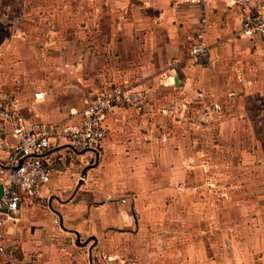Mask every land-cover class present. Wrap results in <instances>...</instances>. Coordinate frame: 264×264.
<instances>
[{
  "label": "crops",
  "instance_id": "obj_1",
  "mask_svg": "<svg viewBox=\"0 0 264 264\" xmlns=\"http://www.w3.org/2000/svg\"><path fill=\"white\" fill-rule=\"evenodd\" d=\"M3 1L0 0V6ZM13 3L14 0H11L10 5L13 6L3 9L14 10ZM22 3L24 1L19 0V4ZM105 4H109L113 10L117 5L123 6L124 26L120 31L113 29L114 33H121L123 40L118 44L115 37L97 35L98 40L95 42L98 43V51L95 49L97 54L92 58L91 72L99 80V86L102 85L100 89L131 82L138 76L144 77L146 105L139 111L124 107L107 112L104 119L106 136L102 148L96 153H76L67 147L56 148L51 152L49 183L41 188L35 199L21 206L17 217L11 221L0 217V226L3 224L0 237L4 238L0 241L3 248L0 264H196L188 252L194 244L188 245L187 251L182 254L174 248H166L164 241L158 245L151 240V230L173 232L185 226L181 221L186 217V212L166 210L165 202L169 197L163 192H149L152 187L163 188L177 179L165 177L162 171L180 167L182 156L179 155L185 151L177 143L165 141V135L161 136L162 139L156 137L147 143L144 139L153 138L155 134L160 136L159 131L149 129L145 132L140 129V123L148 116H153L156 106V109L159 108L156 113L158 117L168 112L166 108H161V99L154 101L151 98V87L158 83L159 75L169 66L168 69L175 71L178 86L160 83L165 88L175 86L178 90L171 101V111L177 118L183 116L186 105H189V98H184L187 95L198 98L201 93L204 95L211 91L213 94L220 87L221 90L229 87L226 76L229 71L225 66L215 65L219 58L216 43L218 39L232 35L233 30L235 33L238 31L241 14L233 0H206L201 7L182 0H106ZM201 18L206 20V26L200 23ZM11 26H17V19H0L2 89L21 101L25 107L21 112L31 124L76 122L78 117H70L67 121V115L57 110L54 97L50 96L51 101L49 96L45 98L44 92V100L34 102L32 95L35 91L28 98H22L14 90L5 87L8 83L17 85L15 81L20 83L27 72L25 65H13L12 70L8 69L10 76L6 77L2 73L1 64L11 50L17 56H23V52H26L29 59L37 56L33 43L36 39L31 35L17 33L13 35L10 47H6L9 40L3 37L2 32ZM201 30L204 31L205 43L209 48L207 64L190 69L186 61L187 54L194 34ZM50 34L47 32L45 40L51 38ZM234 41L245 43V47L246 44L264 47V40L257 37H235ZM68 51L69 48H66L63 52L68 55ZM78 52L80 55L82 52L84 57L89 56V51L85 49ZM234 53L236 59L248 61L251 58L257 63L264 59V50ZM88 66L80 65L78 68ZM16 68L26 70L16 76L13 75ZM217 74L220 75L219 79ZM247 74L254 77L251 79L252 92L260 95L261 66L240 68L237 80L243 76V85L244 75ZM246 81L250 83L249 78ZM88 94L82 97L78 108L69 111V116L74 110L82 108L84 98L91 95ZM65 120L67 122H63ZM14 143L10 134L0 131V160L5 158ZM170 152L178 158L166 159V154ZM72 156L86 157L90 164L77 167L70 162L69 166H65L64 160ZM150 168L157 172L155 182L148 177L147 170ZM173 198L177 199L178 204L184 201L182 197ZM142 205L147 209L142 210ZM170 220L172 223L169 224L172 225L167 224Z\"/></svg>",
  "mask_w": 264,
  "mask_h": 264
},
{
  "label": "rangeland",
  "instance_id": "obj_2",
  "mask_svg": "<svg viewBox=\"0 0 264 264\" xmlns=\"http://www.w3.org/2000/svg\"><path fill=\"white\" fill-rule=\"evenodd\" d=\"M23 1L19 4V0H14V10L8 11L3 8L13 6L11 0L2 2L0 19H17V26H11L2 34L9 40L6 47H10L17 33L33 36L37 56L29 59L26 52L17 56L11 50L1 64L2 73L10 76L8 69L12 70L13 65H25L27 72L20 83L15 81L17 85L8 83L5 87L22 98H28L36 90L44 92L45 98L54 97L57 110L67 115L68 121L69 111L79 107L82 97L96 93L102 86L91 72L92 58L98 51L97 35L105 34L115 37L118 44L122 42L121 33H114L113 29L120 31L124 26L123 6L117 5L113 10L105 4L106 0ZM47 32L53 35L45 40ZM228 37L217 40L219 58L215 64L229 71L227 89L220 87L213 94L209 91L204 95L198 91L201 93L198 98L187 95L184 98H189V105L183 116L177 118L171 111V101L178 91L175 86H166L167 90L158 78V83L151 87V98L161 99V108L168 112L158 117L156 106L153 116L140 123L141 130L156 129L160 135L144 141L151 143L165 135V141L177 143L185 152L179 155L182 156L180 167L162 171L165 177L177 179L160 190L152 187L148 191L163 192L169 197L165 202L166 210L186 212V217L181 221L183 228L173 232L151 230L150 237L158 245L164 241L166 248H174L182 254L188 245L194 244L188 252L196 264H264V59L258 63L251 58L241 60L236 59L234 53L263 51L264 47L250 44L245 47V43L235 42L234 30ZM66 48H69L68 55L63 52ZM82 49L89 51L88 57L82 52L80 55L78 51ZM185 49L187 53L188 44ZM80 65L89 66L81 69ZM253 65L261 66L260 95L252 92V74L244 75L250 79L248 83L245 78L246 86L243 76L237 80L241 67ZM25 70L16 68L13 75L19 76ZM217 77L219 79L220 75ZM177 158L172 152L166 154L168 160ZM70 162L77 167L90 164L88 158L78 156L64 160L65 166ZM147 172L149 179L157 181L155 170L150 168ZM176 196L184 201L178 204L177 199L173 200ZM145 209L147 207L142 205V210ZM170 221L168 225H172ZM2 227L3 224L0 231ZM3 239L0 237V241Z\"/></svg>",
  "mask_w": 264,
  "mask_h": 264
},
{
  "label": "built area",
  "instance_id": "obj_3",
  "mask_svg": "<svg viewBox=\"0 0 264 264\" xmlns=\"http://www.w3.org/2000/svg\"><path fill=\"white\" fill-rule=\"evenodd\" d=\"M202 6L206 0H182ZM241 14L240 28L235 37L264 40V0H233ZM206 26V20L200 19ZM201 30L194 34L186 59L193 69L207 64L209 48ZM174 69H167L159 75L160 82L174 85ZM145 79L136 77L131 82L102 87L96 93L84 98L82 108L74 110L67 124L29 123L23 116L21 101L6 92L0 85V131L10 134L15 143L0 160V217L14 219L22 205L35 199L43 186L50 181V154L60 147H67L76 153L98 152L106 136L104 119L107 112L115 108L142 110L146 105ZM34 102L44 100V93L35 91ZM3 248L0 246V252Z\"/></svg>",
  "mask_w": 264,
  "mask_h": 264
},
{
  "label": "water",
  "instance_id": "obj_4",
  "mask_svg": "<svg viewBox=\"0 0 264 264\" xmlns=\"http://www.w3.org/2000/svg\"><path fill=\"white\" fill-rule=\"evenodd\" d=\"M178 78H176V79H174V85L175 86H178ZM79 153H81V154H84L85 152H79ZM85 172V171H84ZM84 174V173H83ZM0 195H1V187H0Z\"/></svg>",
  "mask_w": 264,
  "mask_h": 264
}]
</instances>
